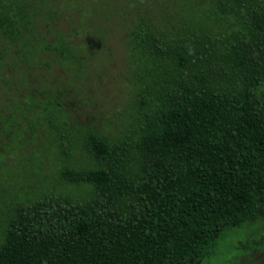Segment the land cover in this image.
<instances>
[{
	"label": "trees",
	"instance_id": "obj_1",
	"mask_svg": "<svg viewBox=\"0 0 264 264\" xmlns=\"http://www.w3.org/2000/svg\"><path fill=\"white\" fill-rule=\"evenodd\" d=\"M182 2L225 30L190 25ZM120 28L138 117L87 128L79 165L64 84ZM44 95L31 116L58 137L59 178L88 187L0 194V264H200L264 216V0H0V130Z\"/></svg>",
	"mask_w": 264,
	"mask_h": 264
},
{
	"label": "rangeland",
	"instance_id": "obj_2",
	"mask_svg": "<svg viewBox=\"0 0 264 264\" xmlns=\"http://www.w3.org/2000/svg\"><path fill=\"white\" fill-rule=\"evenodd\" d=\"M183 5L188 7L183 17L190 25L225 30L222 22L204 9L193 14L192 6ZM104 42L87 67L78 64L73 68L78 75L64 84L68 90L57 109L60 127L74 136L73 159L79 165L90 161L81 149V134L87 128L109 135L128 130L136 123L143 96L139 74L131 71L126 54L125 31L116 29ZM35 100L25 117L17 116L18 123L10 121L0 130V194L25 196L27 201L45 189L80 195L88 186L69 185L59 178L58 137L51 126H41L31 116L37 117L53 97L44 95ZM200 264H264V216L246 227L225 231Z\"/></svg>",
	"mask_w": 264,
	"mask_h": 264
}]
</instances>
